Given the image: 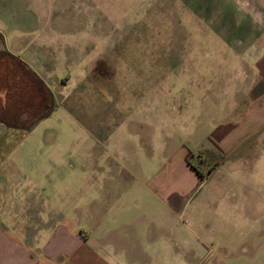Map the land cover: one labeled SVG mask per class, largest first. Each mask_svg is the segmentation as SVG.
<instances>
[{"label": "rangeland", "instance_id": "1", "mask_svg": "<svg viewBox=\"0 0 264 264\" xmlns=\"http://www.w3.org/2000/svg\"><path fill=\"white\" fill-rule=\"evenodd\" d=\"M254 1L0 0L9 46L22 32L53 43L45 106L10 94L0 117L16 126L0 130V202L32 221L30 201L111 192L145 218L132 264H264V118L248 115L225 44L253 29ZM159 240L181 255L157 258Z\"/></svg>", "mask_w": 264, "mask_h": 264}, {"label": "crops", "instance_id": "2", "mask_svg": "<svg viewBox=\"0 0 264 264\" xmlns=\"http://www.w3.org/2000/svg\"><path fill=\"white\" fill-rule=\"evenodd\" d=\"M254 6L257 7L255 18L245 23L248 28L252 22L253 29L239 34L236 44H225L228 45L230 59L238 69L239 87L243 88L245 98L252 102L248 115H252V122L256 123L258 115L264 118V2H255ZM75 34L78 33L75 31L66 36L73 37ZM27 35L22 32L18 38L11 37L12 48L8 45L7 34L0 31V117L5 116L7 108L10 109L7 107L8 101H12L10 94L14 100L33 97V102L39 107L45 106L51 95L38 71L49 70L44 58L48 55L46 49L53 43L48 44L43 37L35 39L34 34ZM5 85L10 86L6 91ZM232 92L235 90L231 89ZM39 95L41 99H38ZM20 111L27 115L26 108ZM14 125L0 118L3 128L0 130H15ZM254 126L250 131L262 129V123ZM4 175H0L2 184ZM5 192L1 197L8 198L13 194L12 197L17 198L16 190ZM162 193L165 197L166 193ZM96 194L87 202L88 205L84 203L82 207L68 209L64 206H45L43 203L37 206L30 201L34 206L28 211L32 221L23 217L27 210L21 203L16 207L15 201L13 205L0 202V264H132L134 247L141 244L139 234L143 233L144 215L138 216L135 222L129 212L131 208L113 205L111 192L99 191ZM12 208L14 213L10 216ZM135 226L140 229L135 231ZM175 246V243L159 240L154 245L153 254L157 258L160 255L163 258L169 255L177 257L181 255V249ZM141 248L138 249L141 254H149V244L145 243Z\"/></svg>", "mask_w": 264, "mask_h": 264}, {"label": "trees", "instance_id": "3", "mask_svg": "<svg viewBox=\"0 0 264 264\" xmlns=\"http://www.w3.org/2000/svg\"><path fill=\"white\" fill-rule=\"evenodd\" d=\"M198 162L199 161H196V162H193L191 159H190V156L187 158V163L193 167L194 169L198 168Z\"/></svg>", "mask_w": 264, "mask_h": 264}]
</instances>
